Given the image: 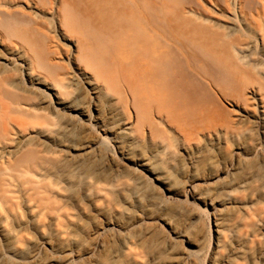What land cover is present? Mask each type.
Wrapping results in <instances>:
<instances>
[{
  "label": "bare ground",
  "instance_id": "bare-ground-1",
  "mask_svg": "<svg viewBox=\"0 0 264 264\" xmlns=\"http://www.w3.org/2000/svg\"><path fill=\"white\" fill-rule=\"evenodd\" d=\"M29 5L53 12L65 38H74L76 68L83 66L80 78L87 88L83 95L72 87L74 77L52 63L51 39ZM237 110L244 114L235 117ZM251 114L264 146V0H0V233L8 243L20 244L7 228L16 190L36 201L35 207L28 203L34 223L52 209L45 180L54 173L67 186L76 179L90 192V174L80 163L100 154L106 138L115 141L120 163L133 175L147 173L167 188L148 160L130 155L140 142H157L164 149L177 140L192 146L205 137L237 142ZM95 130L96 139L84 140ZM243 144H234L238 153L247 151ZM54 147L70 165L50 168ZM246 154L249 161L261 159L258 174L247 172L245 181L207 203L217 212L243 188L249 202L234 199L233 216L214 220L208 264H264V155L258 147ZM106 165L97 162V170ZM177 207L191 208L182 200ZM192 212L193 221L182 230L167 223L177 240L193 247L174 264H202L206 231L194 239L193 222L200 214ZM111 226L106 214L94 241L75 256L69 253L70 241L62 239L58 255L14 249L17 259L8 260L107 264L98 253L104 248L100 237ZM142 228V222L127 226L109 250L112 257L128 256ZM36 229L42 232L43 226ZM155 245L152 241L149 247ZM159 257L153 253L150 260Z\"/></svg>",
  "mask_w": 264,
  "mask_h": 264
},
{
  "label": "rangeland",
  "instance_id": "rangeland-1",
  "mask_svg": "<svg viewBox=\"0 0 264 264\" xmlns=\"http://www.w3.org/2000/svg\"><path fill=\"white\" fill-rule=\"evenodd\" d=\"M28 7V11L39 15V27L51 39L49 56L52 63L59 64L69 76L74 77L72 87L77 95H83L87 88L80 78L83 66L77 62L80 70L76 68L74 38L69 37V41L65 38L53 12L34 10L30 5ZM39 41L42 43L43 36L39 37ZM54 50L58 52L57 55L52 54ZM234 114L235 117H240L244 113L237 110ZM245 120V131L237 142L226 143L205 137L192 146H183L177 140L169 149H164L157 142H140L130 155L148 160L152 169L165 179L167 188L147 173H141L138 177L133 175L129 167L120 163L122 156L115 141L109 137L103 140L100 154L96 153L80 163L81 170L90 174V185L93 188L90 192L76 179L72 185L67 186L55 173L45 180L50 185L47 195L52 209L37 220V223L30 218L28 209V203L31 204L29 207H35L36 201L31 202L32 197L27 192L16 190L13 198L15 207L7 228L19 238L20 244L15 246L8 243L0 233V253L6 257L0 260V264H11L8 259H17L12 252L14 249L39 251L43 257L58 255L56 247L62 239L70 241L71 255L81 254L94 241L97 228L105 222L106 214L113 226L111 231L100 237L104 243V248L98 253L100 259L108 262L107 264H174L183 257L185 249L193 247L177 240L167 223L177 230L184 229L189 221H193L192 209L200 214L199 221L193 222L194 239H200L203 229L206 231L207 249L202 264H208L215 241L214 220L232 217L236 209L233 200L240 197L244 199L247 193L244 192L245 188L238 194L233 193L217 212L207 205L208 201L237 187L245 181L247 172L258 174L261 159L247 160L248 150L258 147V154L261 157L264 155V146L260 144L262 135L258 132L254 115L247 116ZM98 132L95 130L92 134H87L84 140L96 139ZM238 143H244L247 149L245 153L237 152L234 144ZM52 151L56 153L50 164L52 170L71 164L59 149L54 147ZM99 161L107 162L101 171L96 167ZM261 173L264 174V168ZM192 185H196L195 191H192ZM196 197L201 200L195 199ZM181 200L191 208L177 207ZM243 203L249 204L245 199ZM39 212L36 211L37 214ZM136 222H142L143 228L133 236L128 256L113 258L109 250L119 244L126 227ZM37 224L43 226L42 232L37 231ZM42 238L48 240L50 245L42 244ZM152 241L156 245L149 247ZM153 253H160L158 260H150ZM84 264L95 263L86 260Z\"/></svg>",
  "mask_w": 264,
  "mask_h": 264
}]
</instances>
